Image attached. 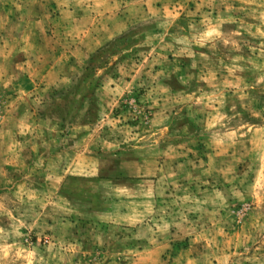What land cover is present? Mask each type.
I'll list each match as a JSON object with an SVG mask.
<instances>
[{"label":"rangeland","instance_id":"374dc122","mask_svg":"<svg viewBox=\"0 0 264 264\" xmlns=\"http://www.w3.org/2000/svg\"><path fill=\"white\" fill-rule=\"evenodd\" d=\"M117 5L129 28L66 66L75 79L44 107L77 116L84 138L162 137L164 201L145 225H94L73 216L59 179L45 195L42 170L7 166L0 264H264V0ZM153 124H164L155 136ZM58 125L54 138L68 134ZM62 182L78 200L76 182Z\"/></svg>","mask_w":264,"mask_h":264},{"label":"crops","instance_id":"0c3cea01","mask_svg":"<svg viewBox=\"0 0 264 264\" xmlns=\"http://www.w3.org/2000/svg\"><path fill=\"white\" fill-rule=\"evenodd\" d=\"M131 17L117 0H0L1 174L7 166L18 172L27 165L42 170L43 193L52 194V187L60 185L59 194L73 205L76 219L119 229L145 225L164 201L162 137L138 139L134 147L121 137L84 138L77 116L74 122L64 120L62 111L45 107L50 93L71 85L74 76L65 67L83 65L125 32ZM56 125L68 134L54 138ZM160 126L153 124L151 134ZM66 178L78 185V200L68 196Z\"/></svg>","mask_w":264,"mask_h":264},{"label":"built area","instance_id":"2783aa9c","mask_svg":"<svg viewBox=\"0 0 264 264\" xmlns=\"http://www.w3.org/2000/svg\"><path fill=\"white\" fill-rule=\"evenodd\" d=\"M44 242H45V243H47V242H48V240L45 238V239H44Z\"/></svg>","mask_w":264,"mask_h":264}]
</instances>
